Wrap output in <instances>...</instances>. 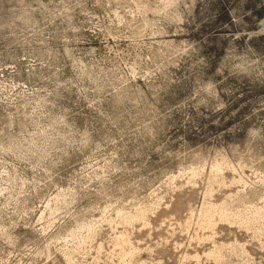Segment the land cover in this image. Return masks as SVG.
Returning <instances> with one entry per match:
<instances>
[{
  "label": "rangeland",
  "instance_id": "rangeland-1",
  "mask_svg": "<svg viewBox=\"0 0 264 264\" xmlns=\"http://www.w3.org/2000/svg\"><path fill=\"white\" fill-rule=\"evenodd\" d=\"M0 264H264V0H0Z\"/></svg>",
  "mask_w": 264,
  "mask_h": 264
},
{
  "label": "bare ground",
  "instance_id": "bare-ground-1",
  "mask_svg": "<svg viewBox=\"0 0 264 264\" xmlns=\"http://www.w3.org/2000/svg\"><path fill=\"white\" fill-rule=\"evenodd\" d=\"M221 167H220V164H218V165H215V170L217 169H220ZM220 171V170H219ZM194 174V173H193ZM215 176V175H214ZM176 177V176H175ZM196 177V176H195ZM192 178H193V176H192ZM197 178V177H196ZM222 178V177H221ZM193 180H194V178H193ZM192 180V181H193ZM219 180V179H218ZM220 180H222V179H220ZM224 180H226V178H224ZM196 181V180H195ZM220 182H222V181H220ZM196 183V182H195ZM217 183V182H216ZM191 184H192V182H191ZM220 184V183H219ZM186 185V184H185ZM193 185V184H192ZM218 186V185H217ZM187 187V186H186ZM191 188V190H190V192L192 191V193H193V189H192V187H190ZM189 188V189H190ZM185 192H186V190H185ZM189 192V193H190ZM213 192V191H212ZM181 193V192H180ZM187 195V194H186ZM212 195V193L210 192L207 196H211ZM209 198V197H208ZM183 200V199H182ZM179 204H181V203H179ZM49 205V204H48ZM219 205V204H218ZM204 207H203V222H204V224H207V225H209V226H214L215 225V221L217 220H215V218H214V220H213V213H214V211L217 209L216 208V203H213V202H206L205 203V205H203ZM222 207V206H221ZM53 208V207H52ZM219 209V208H218ZM221 209V208H220ZM223 210V209H222ZM143 212H144V210H143ZM189 212H190V203H189V199H187L186 200V202L184 203V207L182 208V209H178V208H176V207H172V209H171V211L169 210V212L168 211H166V210H163L162 211V215H164V214H166V215H170V217H173L175 220H176V224L179 222V221H182V223H185L186 222V220H187V218H188V216H189ZM217 212V211H216ZM219 212V211H218ZM225 212V211H224ZM224 212H219L218 214H216L217 216V218H222V220H226L227 219V213L225 214ZM135 214H137V213H135ZM134 214V215H135ZM138 215H140L139 213H138ZM157 216V215H156ZM155 216V217H156ZM141 216H139V218H140ZM161 217V216H160ZM215 217V216H214ZM123 218V217H122ZM143 218V217H142ZM157 218V217H156ZM172 218V219H173ZM125 221L124 222H128V224H130L135 218L130 214V215H125ZM158 219V218H157ZM189 219V218H188ZM142 220V219H141ZM153 220V219H152ZM164 220V219H163ZM145 221V220H144ZM143 221V222H144ZM162 221V220H161ZM148 222V221H147ZM134 223V222H133ZM181 223V222H180ZM181 223V224H182ZM218 223V222H217ZM144 224V223H143ZM147 224V223H146ZM152 225V224H151ZM180 225V224H179ZM201 225V224H200ZM206 226V225H205ZM179 228V227H178ZM201 228V227H200ZM94 229V228H93ZM163 229V228H162ZM169 229V228H168ZM207 229V228H206ZM213 229V228H212ZM166 230H167V228H166ZM165 230V231H166ZM205 230V229H204ZM93 231V230H92ZM94 233V232H93ZM95 233H96V231H95ZM126 233L127 232H125V235H126ZM132 234V233H131ZM95 235V234H94ZM127 236V235H126ZM125 236V237H126ZM198 236V235H197ZM87 238V237H86ZM203 238V237H202ZM212 238V237H211ZM124 239V238H123ZM127 239V238H126ZM126 239H124V242H125V240ZM205 239V238H204ZM207 239V238H206ZM86 240V239H85ZM91 242V241H90ZM122 244V243H121ZM194 245V244H193ZM85 246V245H84ZM118 246V245H117ZM126 246V245H125ZM122 247V246H121ZM215 247V246H214ZM123 248V247H122ZM119 250V249H118ZM130 251V250H129ZM216 251V250H215ZM199 252V251H198ZM198 252L196 251V250H194L193 252H191V257H195V256H197L198 255ZM206 254H204L203 256V258H204V260L206 259V260H211V258H217V253H214V250H208L207 252H205ZM199 257V256H198ZM200 258V257H199ZM202 260V259H201ZM200 260V261H201ZM214 260V259H213ZM216 263V262H215Z\"/></svg>",
  "mask_w": 264,
  "mask_h": 264
}]
</instances>
